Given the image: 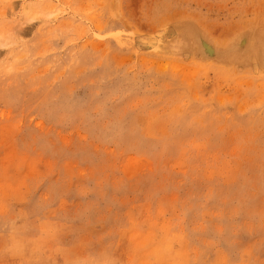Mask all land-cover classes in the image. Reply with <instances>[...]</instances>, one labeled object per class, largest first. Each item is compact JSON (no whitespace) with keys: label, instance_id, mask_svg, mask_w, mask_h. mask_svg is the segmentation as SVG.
<instances>
[{"label":"rangeland","instance_id":"rangeland-1","mask_svg":"<svg viewBox=\"0 0 264 264\" xmlns=\"http://www.w3.org/2000/svg\"><path fill=\"white\" fill-rule=\"evenodd\" d=\"M187 16L264 0H0V264H264V68L169 50Z\"/></svg>","mask_w":264,"mask_h":264},{"label":"bare ground","instance_id":"bare-ground-1","mask_svg":"<svg viewBox=\"0 0 264 264\" xmlns=\"http://www.w3.org/2000/svg\"><path fill=\"white\" fill-rule=\"evenodd\" d=\"M117 12L118 11H116V13ZM182 18L180 17V20ZM186 18L188 19H184V21L180 22L178 21L180 25L175 28L176 32L174 31L175 33L169 42V50L190 55V60L200 65H210L229 61L231 62V65H229L231 67L225 68L232 70L237 69L235 67H238L239 65L243 67L248 63L254 62L256 65H261V69L264 68V27H246V29L244 28V31L237 32V34L230 40L227 39L229 37H226V42L223 43L221 40L222 43L217 41H215V43V39L211 40L212 33L210 34L209 31L205 29L206 27L202 23H199L198 19L196 20L195 17L189 18V16ZM257 22L258 21H256L255 24ZM170 23H172V21ZM246 26H248L247 23ZM194 56L198 60H195ZM232 63H238V65H232ZM247 69H249V67ZM262 71L264 70L262 69ZM262 74L263 72L259 76Z\"/></svg>","mask_w":264,"mask_h":264}]
</instances>
